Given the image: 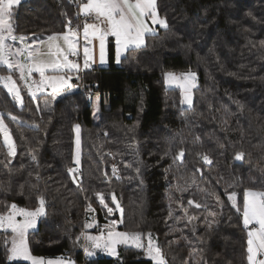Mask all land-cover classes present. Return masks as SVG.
<instances>
[{
  "label": "trees",
  "instance_id": "trees-1",
  "mask_svg": "<svg viewBox=\"0 0 264 264\" xmlns=\"http://www.w3.org/2000/svg\"><path fill=\"white\" fill-rule=\"evenodd\" d=\"M77 8L76 0L24 1L13 8L14 34L39 40L64 33L69 20L77 21ZM157 9L168 28L127 51L119 66L110 42L109 67L82 70L74 80L81 90L54 100L26 96L21 106L0 88V113L16 143L9 158L0 137V213L12 203L34 209L37 197H45L46 215L27 234L32 255L153 264L137 248L120 247L113 258L84 256L87 217L97 215L95 233L110 216L94 195L99 191L109 207L115 194L119 230L151 233L167 264H247L246 229L228 195L235 191L239 204L245 188H264V0H157ZM190 71L198 85L192 106L182 108L180 91L167 88L163 76ZM95 93L102 101L97 123ZM112 158L120 163L119 178ZM70 167L80 178L73 181ZM10 236L0 231V264H27L9 261Z\"/></svg>",
  "mask_w": 264,
  "mask_h": 264
},
{
  "label": "snow or ice",
  "instance_id": "snow-or-ice-1",
  "mask_svg": "<svg viewBox=\"0 0 264 264\" xmlns=\"http://www.w3.org/2000/svg\"><path fill=\"white\" fill-rule=\"evenodd\" d=\"M20 0H0V66L7 69L8 74L0 76V85L14 98L15 102L23 106L24 97L17 80L13 78L12 72L19 74V80L24 82L28 95L36 99L37 93L51 90V99H56L58 95L68 93L74 87L71 81L73 74L79 79L81 64L78 62L80 56V25L73 26L71 20L68 21L65 33L53 34L47 38V48L49 60L45 61L37 55L38 49L34 50L30 45L23 49H15L8 43L9 40H19L23 43L27 37L14 34L13 8ZM78 17L82 15L84 23L82 33L84 46L82 51L83 69L87 70L95 62L96 43H98L99 60L103 65L106 55V44L109 38H113L115 47V61L121 62L122 55L129 50H135L144 46L145 37L156 32V26L167 29L168 21L158 13L157 0H80L78 5ZM91 20V22H89ZM62 42V43H61ZM27 54V62H21L19 57ZM76 57L77 59H70ZM126 58V57H125ZM33 73L39 74V80H34ZM166 83L176 84L182 89L183 99L181 103L191 104V91L196 87V74L189 72L177 75L175 73H165ZM99 99V98H98ZM99 109H97L98 111ZM11 121H18V117L11 112L7 113ZM39 127V125H35ZM76 155L74 163L80 162V126H75ZM0 137L3 145L7 149V157L16 155V143L11 130L5 122V113H0ZM206 164H211L212 160L207 154L198 153ZM243 153H237L236 160L243 158ZM178 160L184 158V150L181 149L176 157ZM37 159L32 155V160ZM68 172L72 174L73 181L76 180L78 168L70 167ZM117 169L112 168L115 175ZM107 176V173H105ZM119 178V177H117ZM99 204L112 214L113 208L106 203V198L102 192H95ZM111 200L115 203L116 209L120 208L116 201L115 194ZM231 206L237 213L241 214L242 223L247 230V264H264V188H245L242 193V201L238 204L237 193L235 191L228 195ZM38 206L34 209L19 208L15 203L8 206L7 214L0 213V229L10 230L12 238L10 240V260L23 259L30 260L31 264H74V261L63 259L43 260L31 255L27 234L30 229H36L38 220L46 215L45 197H37ZM189 204L193 201L189 200ZM196 207H201L196 204ZM89 211H95L91 204ZM215 216V213H212ZM22 217L17 220L16 217ZM118 223L121 221L111 220L104 225L99 235L83 234L88 242L84 247L86 256L92 257L96 250L106 252L110 256H118L117 246H133L143 249L147 256L154 261V264H167L162 249L156 244L151 233L140 232L129 233L116 231ZM85 227H92L91 224ZM146 237V243H145ZM79 239V238H78Z\"/></svg>",
  "mask_w": 264,
  "mask_h": 264
},
{
  "label": "rangeland",
  "instance_id": "rangeland-1",
  "mask_svg": "<svg viewBox=\"0 0 264 264\" xmlns=\"http://www.w3.org/2000/svg\"><path fill=\"white\" fill-rule=\"evenodd\" d=\"M72 25L73 26H76V22L75 23H72ZM66 31H67V29H66ZM51 36V35H50ZM19 37V36H18ZM49 36H47V37H45V38H43V39H39V40H34V39H32L31 41H29L28 39H26L23 43H21L19 40H17V41H11L12 43L10 44V45H12L13 46V51H15V49H17V48H19V49H23V48H25L26 46H28V45H30L34 50H37L38 49V53H37V55L39 56V58L40 59H42V60H45V61H47V60H49L50 59V57L48 56V48H47V38H48ZM36 41V42H35ZM62 43V42H61ZM77 59V58H76ZM19 60L21 61V62H27V54L25 53V55H22V56H20L19 57ZM116 65L117 66H119L120 65V63H116ZM190 72H192V71H190ZM187 73H189V72H187ZM8 74V71H7V69L6 68H4L3 66H0V76H3V75H7ZM181 74H186V73H181ZM12 75H13V78L14 79H16L17 80V84H18V86L20 87V89H21V94H22V96L23 97H26V96H29L28 95V93H27V89L24 87V82L23 81H21V80H19V74L17 73V72H15V71H13L12 72ZM177 75H180V74H177ZM34 80H39V74L38 73H33V77H32ZM74 79H76V77H75V74H73V80ZM163 79H164V83H165V86L167 87V88H176V89H178L179 91H180V95H181V100L183 99V94H182V89L178 86V85H176V84H169V83H166V77H165V75L163 76ZM71 81V83L73 84V88L70 90V91H75L76 90V88H77V85L74 83V81ZM195 83H196V87H197V85H198V78H197V76H196V81H195ZM195 87V88H196ZM0 88H3V86L2 85H0ZM195 88H193L192 89V91H191V96H192V101H193V90L195 89ZM4 89V88H3ZM6 90V89H5ZM41 94H51V90L50 89H48L47 90V92H44V93H37V96L38 95H41ZM64 95V94H63ZM62 96V95H61ZM30 97V96H29ZM99 98V99H98ZM192 106V103L189 105V104H186V103H181V107L182 108H190ZM91 108H92V118H93V121L95 122V123H97L98 121H99V119H100V113H101V109H102V101H101V96L99 95V94H97V93H95V94H93L92 96H91ZM97 109H99L98 111H97ZM74 132H75V129H74ZM75 136H76V134H75ZM1 139H2V137H1ZM2 141H3V139H2ZM75 155H76V143H75V139H74V153H73V159H75ZM80 156H81V150H80ZM79 159H80V157H79ZM113 161H115V162H117L118 163V165L116 166V169H117V172H116V174L115 175H113V173H112V175L114 176V177H117V176H119V170H118V168H119V165H120V163L115 159V158H112V160H111V167L113 168ZM76 165V164H75ZM111 168V169H112ZM111 172H112V170H111ZM231 202V201H230ZM112 208H113V212H112V214H110V216L107 218V220H106V222L104 223V225L105 224H107V223H109V221H111V220H115V218L113 217L114 215H117V216H121V208H119V209H116V206H115V203H113L112 204ZM16 219L17 220H21L22 219V217H20V216H17L16 217ZM39 221V220H38ZM87 224H91L92 225V227H82L81 228V231L82 232H84V234H87V235H97L96 233H93V232H91V229L93 228V227H95L96 226V223H90V222H86V224L85 225H87ZM104 225L102 226V230H104ZM119 223H118V225H117V228H116V231H120L119 230ZM35 229H30L29 231H28V233L30 232V231H34ZM90 230V231H89ZM0 231H5L4 229H0ZM8 232L11 234V236L7 239V242H8V245H9V256H10V248H11V244H10V240H11V238H12V233L10 232V230H8ZM121 232H123V231H121ZM246 236H247V230H246ZM81 241H82V247H83V254H84V256L86 257V258H96V257H108V258H113V257H116V256H110V255H108L106 252H104V251H101V250H96L95 251V255L94 256H92V257H88V256H86V254H85V252H84V247H86L87 246V241L85 240V238H84V236L82 237V233H81ZM156 242V241H155ZM145 243H146V238H145ZM157 244V243H156ZM29 247V246H28ZM120 247H127V248H135V247H133V246H131V245H129V246H125V245H118L117 246V251H118V248H120ZM30 250V249H29ZM140 250H143V249H140ZM144 251V250H143ZM31 253V252H30ZM32 255V254H31ZM33 257H35V258H40V259H43V260H45V261H47V260H57V259H63V260H65V261H68V260H71V261H76L75 259H72L71 257H69L68 255H62V256H59V257H56V258H47V257H37V256H34V255H32ZM144 256L147 258V259H150L148 256H147V254L145 253V251H144ZM8 259H9V257H8ZM151 260V259H150ZM9 261H11V262H21V263H27V264H31V261L30 260H23V259H14V260H10L9 259ZM152 261V260H151ZM153 262V264H154V261H152Z\"/></svg>",
  "mask_w": 264,
  "mask_h": 264
},
{
  "label": "crops",
  "instance_id": "crops-1",
  "mask_svg": "<svg viewBox=\"0 0 264 264\" xmlns=\"http://www.w3.org/2000/svg\"><path fill=\"white\" fill-rule=\"evenodd\" d=\"M24 1H27V0H20V3L24 2ZM19 3V4H20ZM18 4V5H19ZM17 6V5H15ZM14 6V7H15ZM79 10V8H78ZM76 25H77V21H76ZM81 28V32H80V37H79V40H80V44H79V49H80V56L78 58V62L81 64V70H84L83 69V56H82V51H83V46H84V39H83V33H82V26L80 27ZM157 29H162L160 28L159 26H156V30ZM66 32V31H65ZM64 32V33H65ZM17 36H20V35H17ZM149 36V35H148ZM147 37V36H146ZM145 37V39H146ZM29 41H31L29 38H27ZM36 42V41H35ZM112 42L113 46H114V40L113 38H109V42L106 44V55H105V63L103 65L100 64V60H99V51H98V43H96V52H95V62L91 65V67L89 69H105V68H108L109 67V43ZM9 44H11V40L8 41ZM142 47V46H141ZM125 54V53H124ZM124 54L122 55V57L124 56ZM122 59V58H121ZM114 63L116 65V61H115V47H114ZM75 80V79H74ZM73 80V81H74ZM70 92H73V91H70ZM68 92V93H70ZM66 94V93H64ZM51 95V94H50ZM63 95V94H61ZM61 95H58L56 98L60 97ZM36 230V229H35ZM34 230V231H35ZM2 232H8V231H2ZM32 232V231H30ZM99 257V256H98ZM96 257V258H98ZM89 259V258H87ZM91 259V258H90Z\"/></svg>",
  "mask_w": 264,
  "mask_h": 264
},
{
  "label": "built area",
  "instance_id": "built-area-1",
  "mask_svg": "<svg viewBox=\"0 0 264 264\" xmlns=\"http://www.w3.org/2000/svg\"><path fill=\"white\" fill-rule=\"evenodd\" d=\"M76 2H77V4L79 5L80 0H76ZM78 12H79V10H78V8H77V11H76L77 25H80V27H81V26L83 25V23H84V19H85V18H84L82 15H80V16L78 17ZM89 22H91V20H89ZM70 59H76V57H70ZM81 73H82V70L80 71L79 76H80ZM76 90H81L80 85L77 86ZM113 165L116 167V166L118 165V163L115 162V161H113ZM75 175H76L77 178H80V172H79V170H78V172H77ZM97 220H98L97 215H96V214H93V215H89V216L87 217L86 222H90V223L93 222V223H96ZM101 230H102V227H97L96 230H95V233H96L97 235H99L100 232H101ZM81 233L84 234V232H82V231H81ZM82 237H83V235H82ZM74 264H86V263H85V261L83 260V261H75Z\"/></svg>",
  "mask_w": 264,
  "mask_h": 264
}]
</instances>
